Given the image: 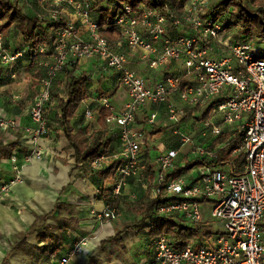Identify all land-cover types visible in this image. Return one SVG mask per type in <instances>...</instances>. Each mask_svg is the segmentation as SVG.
<instances>
[{"label": "built area", "instance_id": "2783aa9c", "mask_svg": "<svg viewBox=\"0 0 264 264\" xmlns=\"http://www.w3.org/2000/svg\"><path fill=\"white\" fill-rule=\"evenodd\" d=\"M101 1L108 0H47L45 3L51 8L48 15L38 14L37 18L53 24L64 23L58 29H50L49 46L31 48L18 33L15 46L10 48L0 34V69L20 59L48 54L37 62L45 71L38 79L28 107L31 124L21 126L14 117L7 116L0 118V129L21 128L24 142L29 146L25 157L40 158L39 140L50 129L47 106L54 103L51 78L68 63L100 61L104 70L118 73V82L126 88L128 98L116 112L107 96L97 99L99 109L110 110L105 125L113 146L106 154L77 163L90 171L115 165L113 180L103 182L97 193L107 188L118 197L132 182H139L149 198H168L155 209L156 217H173L188 225L202 222L201 204L207 201L211 203L212 218L223 229L196 246L189 243L180 250L167 235H157L151 240L149 260L139 264H264V236L260 227L264 218V57L258 56V48L248 36H245L247 40L238 41L227 35L214 18L211 0H188L178 15L152 8L134 10L121 0H114L116 12L111 25L118 39L111 44L90 14L92 6ZM179 26L183 33L168 35L173 27ZM80 27L85 29L86 38L78 33ZM215 42L226 46L227 51L223 52ZM124 49L151 69L168 67L181 60L183 73L150 80L127 65ZM184 78L188 81L181 86ZM172 94L180 105L171 98ZM148 102L155 107L146 116V126L137 127V114ZM200 105H213L222 124L240 131V143L231 153L242 152L243 169L231 173L214 167L216 152L198 145L190 150L194 158L203 162L196 168V179L189 180L183 175L166 177L177 167L176 149H154L152 157L147 160L144 157V151L151 149L150 133L157 125L159 108H164L166 119L179 135L180 145H184L191 141V132L181 129L179 123L187 116V109ZM84 116L91 119L93 111L85 109ZM197 122L204 128L210 127L213 134L221 133V128L208 119ZM17 153L16 148L10 151L15 176L0 184V196L12 184L23 181ZM145 160L154 171L150 183L140 177V162ZM91 215L111 221L120 211L116 205L106 204L100 212L92 211ZM85 241L89 237L74 242L58 264H66L71 256L83 252Z\"/></svg>", "mask_w": 264, "mask_h": 264}, {"label": "crops", "instance_id": "0c3cea01", "mask_svg": "<svg viewBox=\"0 0 264 264\" xmlns=\"http://www.w3.org/2000/svg\"><path fill=\"white\" fill-rule=\"evenodd\" d=\"M26 1L27 4H33V0ZM36 1V3H45L41 0ZM180 30L182 29L179 27H173L168 35L174 36ZM78 33L82 38H86L87 33L84 28L80 27ZM124 50L127 54V65L150 80L160 79L167 74L183 73L181 60L174 61L168 67L151 69L146 63L138 61L132 52ZM26 62L14 63L21 64V67L18 65L16 72L10 71L9 67L12 65L0 69V118L12 116L21 126L31 124L28 107L36 90V87L33 86L32 94H29V88L21 86L14 80L15 76L19 74L18 71L21 68H26L22 66ZM29 63L34 65L33 68L37 66L34 61ZM76 67L79 70H84L89 76L90 87L86 98L80 103L70 123L74 132L83 130L89 135L99 127L97 122L99 109L97 99L99 96H107L112 110L116 112L120 110L128 98V94L126 88L118 82V73L112 69L104 70L100 61L80 60ZM184 79L185 82L188 81L186 78ZM8 87L11 89L19 87L22 94L12 93L11 97L4 96L3 93ZM171 98L179 104L175 94H172ZM154 107L152 103L148 102L139 110L136 117L137 127L146 126V116ZM208 107L211 108L209 114L206 118L202 117V113ZM87 108L93 111L91 119L84 116V110ZM187 112V116L179 123V126L181 129L191 132L189 143L180 145L179 135L174 130L175 127L170 125L166 119L164 108L160 107L157 125L154 132L150 133L151 147L161 151L176 149L178 151L177 167H183L186 162L197 160L190 150L201 145L216 152L219 162L215 165L218 168L231 173L242 171L244 156L242 154V158L239 157L242 152L226 155L229 145L240 137V131L236 130L234 126L222 124L220 114L213 110V105H200L198 108L187 109ZM199 119H208L214 125H218L221 128V133L213 134L210 127L204 128L197 122ZM92 121L94 126L90 124ZM89 125L90 127H88ZM49 128L46 137L39 140L41 157H32L29 160L25 157L29 146L24 142L25 136L22 129H0V184L15 176V170L9 158L12 149L8 145L11 143L15 144L13 148H16L18 152L17 162L21 165L20 175L23 180L12 184L0 196V264H34L27 253L15 249L13 245L19 240L21 234L29 231L35 222H38L39 226L35 231L26 234L25 242L27 244L43 245V242L39 241L38 235L44 228L58 235L62 243L61 248L50 257L49 264H58L66 256L69 247L82 237H89L88 245L85 246L83 252L71 256L66 264H139L149 260L151 247L144 230L145 227L140 230L133 227L124 228L126 224L140 218L139 213L133 209L132 205L147 196L146 192L142 193L144 189L141 183L132 182L129 188L123 190L121 195L116 197L114 203L116 206H121L123 201L128 202L125 210L120 212L116 219L109 221L92 217V211L100 212L108 202L103 194L97 193V189L106 180L99 177L97 171H90L75 163L73 149L69 147L59 124L51 118ZM158 128H161L162 131L156 134L162 135L158 140H155L154 135ZM143 167L141 165L140 174ZM194 167L197 168V166ZM194 167L181 175L189 180L196 179L197 172ZM135 191L138 194L134 193ZM56 203H61L62 206L54 209ZM201 211L202 222L198 226L211 230L212 235L221 233L222 225L218 220L212 218L210 205L202 203ZM51 212L53 213L40 226L41 221L37 218ZM70 220L76 224H71ZM260 227L264 236L263 220ZM117 230H122L118 240L101 244L106 238L112 237ZM205 239L206 237L199 236L196 238V243L200 244Z\"/></svg>", "mask_w": 264, "mask_h": 264}, {"label": "trees", "instance_id": "16d2710c", "mask_svg": "<svg viewBox=\"0 0 264 264\" xmlns=\"http://www.w3.org/2000/svg\"><path fill=\"white\" fill-rule=\"evenodd\" d=\"M41 1L46 2L47 0ZM187 1L188 0H121L122 3L127 4L134 10L152 8L161 13L172 12L177 15L181 13ZM210 5L214 13V18L221 23L224 29H231L235 25H239L242 28V33H245L244 35L251 39H260L264 42V0H224L217 5H212L211 3ZM115 12L116 5L114 4V0H108L107 2L101 1L94 4L90 13L91 17L97 22L100 33L111 42H113L112 35L114 32V27L111 24ZM63 24L64 23H49L46 20L38 19L34 15L29 16L25 14L18 0H0V34L6 38V36L11 35L12 32H18L22 35L23 42L31 48L38 47L39 45L49 46L52 41L49 34L50 29H58L62 27ZM47 56L48 54H40L38 57L29 59L24 58L18 61H34L36 63L39 59L46 58ZM258 56L264 57V50L263 52H259ZM76 66L77 64L75 63H68L63 69V95L52 93L51 98L54 104H52V106H47V119L48 125L50 118L59 124L69 147L73 149L74 160L77 164L108 153L113 143L111 137L105 130V117L110 113V110L104 107H101L97 112L99 127L94 133L92 132L88 135L86 131L79 130L74 132L73 130L70 120L75 116L80 103L86 98L90 87L89 76L84 70H79ZM185 83L186 82L182 80L181 86ZM195 108H198V106ZM210 109L211 108L208 107L204 110L202 117L206 118ZM161 131L162 129L158 128L155 134ZM239 136L240 137L229 145L226 155H230L231 150L239 144L241 134ZM14 146V143L8 145L10 149H13ZM154 153L152 147L151 149L147 148L144 151L145 159H149ZM239 157L242 158V153L239 154ZM146 160L140 162V165L144 166L140 177L150 183L154 177V171ZM218 162L219 160L216 159L212 165L217 167L215 163ZM201 164H203L201 160L188 161L183 167L174 168V170L166 174V177L179 176L192 167ZM114 168L115 165L112 164V166L105 170L97 171V173L104 181L110 182L114 178ZM99 194L104 195L105 199L108 201L107 204L114 205L116 202V197L113 196L110 189L101 188ZM167 201L168 198H163L161 196L155 199L145 196L141 201L133 203V209L139 213L140 218L130 224H126L124 228L133 227L136 230H140L147 227L145 233L149 240L150 247L151 240L155 236L167 235L172 240L173 246L178 250L183 249L189 243H193L194 246L198 245L199 243H196V238L199 236L209 237L213 234L211 230L198 225L181 224L173 217H156L154 214L155 209L159 205L165 204ZM61 206V203H56L54 209H58ZM67 207L71 208L70 206ZM52 213L53 212L37 218L41 221L40 226ZM70 223L73 225L76 224L73 220H70ZM38 226V222H35L28 232L21 234V237L13 247L27 253L34 264H49L50 257L61 248L62 243L58 235L44 228L38 235V239L43 242V245L33 246L27 244L25 242L26 234L35 231ZM121 233L122 230H117L112 237L106 238L101 244L118 240Z\"/></svg>", "mask_w": 264, "mask_h": 264}, {"label": "rangeland", "instance_id": "374dc122", "mask_svg": "<svg viewBox=\"0 0 264 264\" xmlns=\"http://www.w3.org/2000/svg\"><path fill=\"white\" fill-rule=\"evenodd\" d=\"M222 1H224V0H211L210 3L212 5H217L220 2H222ZM36 2H37L36 0H33V4H30V3L27 4V1L24 0L23 2H19V4L22 7L23 12L25 14L29 15V16L34 15L35 17H37V15L40 14V15H43V16L46 17L48 15L49 10L51 9L50 6L48 4H46V3H36ZM210 7H211V5H210ZM227 18H228V16H227ZM179 28L182 29V27H180V26H179ZM182 30H180L179 33H183ZM225 30H226L227 35H230V36L236 38L238 41L247 40L246 37H245L246 35H244L245 33H242L243 32L242 28L239 25H235L231 29H226L225 28ZM17 35H18V32H12V35H7L6 36V37L9 38V39H6L8 47L11 48V47L15 46V44H16L15 42L17 41ZM112 37H113V40L118 39V37L114 36V34L112 35ZM257 41H258V39H256V38L251 39V43L254 45V47L258 48L257 49L258 52H261V51L263 52V50H264V42H262L260 39H259L258 42ZM215 43H216V46L218 48H221V50H223V52L227 51L226 46L222 45L219 42H215ZM111 44H112V42H111ZM35 64L37 66H35V68H33L34 67L33 64H31L29 62L28 63L26 62L25 64L22 65V66H25L26 68L25 69L21 68V70L18 71L19 74H17L15 76V78H14V80L19 82L21 84V86L29 88V92H28L29 94L33 91V86H35L37 88L38 79L45 71L43 69L42 65H38L37 62ZM18 65L20 66L21 64H18V63H17V65L16 64H14V65L12 64V66L9 67V69L11 68L10 71H12V72L15 71L16 72ZM62 80H63V72H59L58 74H56L55 76H53L51 78V80H50L51 81V90H52L53 94L63 95ZM12 93H16L18 95L22 94V92H21L19 87L17 89H11V87H8L5 90V92L3 93V95L11 97ZM90 124H93V126H94V122L93 121L90 122ZM88 127H90V125ZM161 135L162 134L154 135V139L158 140ZM152 141H153V139H152ZM194 169L196 170L195 167H194ZM134 193L138 194L137 191H135ZM142 193H145V191L142 192ZM202 203L205 204V205H207V204L211 205V203L207 202V201L206 202H202ZM126 205H128V202L127 201H123L121 206L117 205V208L119 209L120 212H122V211L125 210ZM262 220L264 221V218Z\"/></svg>", "mask_w": 264, "mask_h": 264}, {"label": "clouds", "instance_id": "9594fccd", "mask_svg": "<svg viewBox=\"0 0 264 264\" xmlns=\"http://www.w3.org/2000/svg\"><path fill=\"white\" fill-rule=\"evenodd\" d=\"M87 245H88V242H87V241H85V242H84V246H87Z\"/></svg>", "mask_w": 264, "mask_h": 264}]
</instances>
